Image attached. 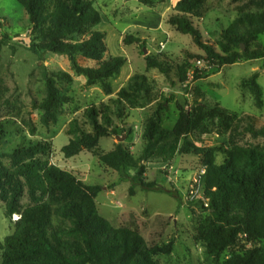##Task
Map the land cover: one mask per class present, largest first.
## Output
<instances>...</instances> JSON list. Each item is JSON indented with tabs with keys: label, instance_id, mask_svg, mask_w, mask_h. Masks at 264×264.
Here are the masks:
<instances>
[{
	"label": "trees",
	"instance_id": "16d2710c",
	"mask_svg": "<svg viewBox=\"0 0 264 264\" xmlns=\"http://www.w3.org/2000/svg\"><path fill=\"white\" fill-rule=\"evenodd\" d=\"M165 1L138 0L147 7ZM206 1L177 0L167 18L168 25L192 37L210 63L211 68L196 72L192 80L238 61L263 60L264 49H249L247 39L264 34V11L243 13L226 30L224 42L238 51L225 55L205 42L194 24V16ZM21 5L29 20V43L23 45L39 59L48 53L66 55L75 73L85 77L88 84L111 79L126 65L125 57L109 55L106 32L89 31L103 19L95 0H21ZM123 43L146 45L130 34ZM79 57L93 64L83 66ZM145 60L148 69H158L168 80L174 72L179 84L188 85V64L174 66L151 55ZM42 69L47 95L40 108L50 118H56L69 99L59 91L56 79L71 82L72 77L65 71L49 72L44 65ZM243 85L252 86L257 96L262 92L253 79ZM153 88L146 75L137 74L118 97L138 103L141 94ZM107 91L112 94L110 86ZM178 112L172 130L164 128L158 119L147 122L143 134L146 145L140 158L119 143L108 153L97 152L100 163L117 172L121 182L131 183L130 195H135L136 187H140L180 200L173 191L147 180L145 162L155 158L169 162L176 155L201 157L206 168L202 185L209 206L199 204L210 212V217L200 227L199 238L208 255L217 264H264V145L244 146L238 142L246 134L264 139V126L258 128L255 116L238 115L225 108L189 112L178 105ZM6 124V120L0 121V139L5 136ZM215 131L228 136L229 147H200L192 141ZM113 135H117L115 130L97 126L94 134L82 133L80 140H71L61 151L66 159H72L84 149H97L101 138ZM50 152L49 143L30 140L8 153H0V202L5 206L6 218L19 217L14 222V232L0 241V264H162L155 255L172 253V245L151 247L137 230L114 227L98 210L96 199L102 188L51 163ZM218 156L223 157L221 164ZM6 157L11 159L10 166L4 162ZM26 197L27 205L23 204ZM241 241L250 246L235 250ZM227 251L231 255L222 260Z\"/></svg>",
	"mask_w": 264,
	"mask_h": 264
},
{
	"label": "rangeland",
	"instance_id": "374dc122",
	"mask_svg": "<svg viewBox=\"0 0 264 264\" xmlns=\"http://www.w3.org/2000/svg\"><path fill=\"white\" fill-rule=\"evenodd\" d=\"M95 1L103 20L89 31H105L109 55L125 57L127 63L119 75L88 84L85 77L75 73L66 55L48 53L42 60L28 51L23 43H29V20L21 0H0V121L7 123L5 136L0 139V153H8L30 140L49 143L51 163L72 172L89 185L102 188L96 199L98 210L114 227L137 230L151 247L172 245V253L155 255L156 261L162 264H217L199 238V229L209 219L210 212L190 197L192 185L204 169L201 157L176 155L169 162L161 158L145 162L147 180L173 191L179 200L168 193L146 191L140 187H136L135 195H130L131 183L121 182L117 172L102 165L97 152L108 153L122 143L135 158H140L146 145L143 134L147 122L158 119L164 128L172 130L179 116L178 105L189 112L207 107L225 108L238 115L255 116L258 128L263 127L264 59L238 61L196 81L188 76V85H181L174 72L168 80L158 69H148L145 57L151 55L174 66L188 64L191 74L200 72L203 65L198 61L205 60L206 54L190 35L175 33L170 30L174 27L165 23V29L171 32L167 37L161 32H151L155 39L142 40L145 46H125L119 38L126 26L115 21L114 16L120 13L125 16L132 11L133 17L149 13L157 20V13L135 0H130L125 9L122 7L125 0ZM263 11L264 0H207L193 21L204 41L226 55L238 51L224 42L226 30L243 13ZM247 44L251 50L264 49V34L249 36ZM144 48L147 55L143 53ZM78 62L83 66L93 64L83 57H79ZM43 65L49 72L65 71L72 77L71 82L56 79L59 91L69 98L56 118H50L40 108L47 95ZM137 74L146 75L153 90L142 93L138 103L119 98V91L127 88L129 80ZM249 79L261 87L259 96L252 86L243 85ZM109 86L112 94H108ZM97 126L115 130L117 135L101 138L95 150L84 149L78 156L66 159L62 148L71 140H80L82 133L94 134ZM192 141L200 147H229L228 136L216 131L203 135L199 141L192 138ZM238 142L244 146L264 145L263 138L254 139L250 134L239 137ZM217 161L221 164L223 157L218 156ZM4 162L11 165L9 157ZM27 203L26 197L23 204ZM17 219V216L12 220L6 218L5 206L0 202L1 242L14 232ZM244 246L250 245L241 241L235 250ZM230 255L231 251H227L222 260Z\"/></svg>",
	"mask_w": 264,
	"mask_h": 264
},
{
	"label": "crops",
	"instance_id": "0c3cea01",
	"mask_svg": "<svg viewBox=\"0 0 264 264\" xmlns=\"http://www.w3.org/2000/svg\"><path fill=\"white\" fill-rule=\"evenodd\" d=\"M129 1L130 0L124 1V5L122 6L124 9L127 8ZM135 1L138 2V0H135ZM176 4H177V0H166L164 3L160 5L158 4L153 7H148L149 9L157 13L158 15L157 20H155L152 16H150L149 13L145 15L141 14L140 17H133L132 14H134V12L132 11H129L128 13H126L125 16H124V13L123 14L120 13L119 16H114L115 21L117 20V22L126 26L124 31L121 33L119 39L122 41L126 35L130 34L140 39L141 41L145 39H151V38H153L154 40L155 37L153 36L154 34L152 33H156V32H161L167 37V35L171 34V32L165 29L166 27L165 23H167V18L170 14H172L173 9L176 6ZM128 10L130 9L128 8ZM171 29H173L172 31H174L175 33H178L177 30H175L174 28H170V30Z\"/></svg>",
	"mask_w": 264,
	"mask_h": 264
},
{
	"label": "built area",
	"instance_id": "2783aa9c",
	"mask_svg": "<svg viewBox=\"0 0 264 264\" xmlns=\"http://www.w3.org/2000/svg\"><path fill=\"white\" fill-rule=\"evenodd\" d=\"M0 27H1V24H0ZM161 46L164 48V44L163 43L161 44ZM198 64L203 65L202 66L203 70L211 68L210 63L208 61H206V60H199ZM194 75H195V73L191 74V71L188 72V76L191 77L192 79H193ZM205 173H206V168L204 167V169L202 170L199 178L196 179L195 182H194V185H192V190L190 192V194H191L190 197L192 199H194L195 201H197V202L203 203V205L205 207H208L209 206V199L205 196L203 185H202V177L205 175Z\"/></svg>",
	"mask_w": 264,
	"mask_h": 264
},
{
	"label": "water",
	"instance_id": "95a60500",
	"mask_svg": "<svg viewBox=\"0 0 264 264\" xmlns=\"http://www.w3.org/2000/svg\"><path fill=\"white\" fill-rule=\"evenodd\" d=\"M242 48H243V50H245V47L244 46ZM143 52H144L145 55H147V53H148V51H147L146 48L143 49Z\"/></svg>",
	"mask_w": 264,
	"mask_h": 264
}]
</instances>
